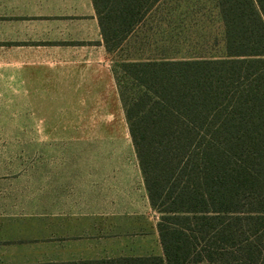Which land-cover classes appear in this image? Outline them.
Listing matches in <instances>:
<instances>
[{"label":"trees","instance_id":"16d2710c","mask_svg":"<svg viewBox=\"0 0 264 264\" xmlns=\"http://www.w3.org/2000/svg\"><path fill=\"white\" fill-rule=\"evenodd\" d=\"M162 1L93 0L107 50ZM217 3L226 54L147 59L126 109L163 255L29 264H264V0Z\"/></svg>","mask_w":264,"mask_h":264},{"label":"crops","instance_id":"0c3cea01","mask_svg":"<svg viewBox=\"0 0 264 264\" xmlns=\"http://www.w3.org/2000/svg\"><path fill=\"white\" fill-rule=\"evenodd\" d=\"M112 54L93 0H0V78L91 120L63 137L80 144L70 167L0 174V264L163 255L160 212L137 154L123 151Z\"/></svg>","mask_w":264,"mask_h":264},{"label":"rangeland","instance_id":"374dc122","mask_svg":"<svg viewBox=\"0 0 264 264\" xmlns=\"http://www.w3.org/2000/svg\"><path fill=\"white\" fill-rule=\"evenodd\" d=\"M225 54L224 24L217 0L160 2L121 50L111 55L125 109L118 121L119 130L126 134L127 145L123 151L136 153L128 133L126 109L136 113L151 100L136 84L145 59ZM31 85L35 86V82ZM39 92L34 87L23 90L17 82L0 78V174L70 167V154L80 149V144H71L63 137L71 130L90 125L91 120L81 121L79 115L64 111L60 98L38 95ZM30 175L28 178L32 181L40 179L38 173ZM29 190L37 191L33 186ZM161 216L158 213L159 221Z\"/></svg>","mask_w":264,"mask_h":264}]
</instances>
